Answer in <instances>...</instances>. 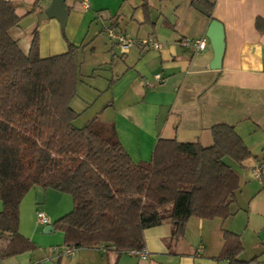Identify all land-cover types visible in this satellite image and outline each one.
Returning <instances> with one entry per match:
<instances>
[{"label":"crops","instance_id":"obj_1","mask_svg":"<svg viewBox=\"0 0 264 264\" xmlns=\"http://www.w3.org/2000/svg\"><path fill=\"white\" fill-rule=\"evenodd\" d=\"M10 1L21 18L11 33L25 53L36 34L42 58L65 53L72 43L82 62L80 82L88 76L96 81L90 93L97 99L83 100L78 87L84 101L80 109L72 103L81 113L78 126L96 117L113 123L126 151L140 162L151 159L160 138L210 144L212 126L228 124L236 128L253 157L238 171L241 189L230 218L192 217L178 239L172 238L169 222L150 228L145 233L147 258L131 251L119 256L103 246L79 248L59 257L52 249L65 246V236L54 222L67 214L72 202L62 192L42 188L32 204L20 207V233L36 249L0 264H230L220 257L224 230L240 235L243 264H264V171L261 178L253 174L264 162V23L257 27L258 19L264 21V0H208L214 3L211 16L193 0H88L89 8L84 0H65L64 26L57 17L62 16L59 10L46 14L53 0ZM198 3L207 14L198 10ZM213 19L225 28L226 48L218 70L211 67L214 49L207 36ZM108 27L137 39L153 36L159 48L134 45L123 54L107 36ZM201 38H206L204 49L194 44ZM87 54L104 58L89 63ZM108 63L111 78L96 75L98 67ZM157 73L163 81L147 85ZM49 199L60 205L52 209ZM40 213L50 224L39 220ZM8 241L0 236V251Z\"/></svg>","mask_w":264,"mask_h":264},{"label":"trees","instance_id":"obj_2","mask_svg":"<svg viewBox=\"0 0 264 264\" xmlns=\"http://www.w3.org/2000/svg\"><path fill=\"white\" fill-rule=\"evenodd\" d=\"M196 2L212 15L214 3ZM20 20L16 5L0 0V236L9 238L0 260L36 249L19 229L21 202L34 187L72 196L73 209L54 222L65 246H103L119 256L143 250L146 231L164 222L178 239L192 217L234 214L241 176L223 159L242 167L253 157L234 126H212L208 146L160 138L150 160L135 162L113 123L76 124L78 48L69 43L67 52L42 58L36 34L25 53L11 33ZM224 240L220 257L243 264L240 235L224 230Z\"/></svg>","mask_w":264,"mask_h":264},{"label":"built area","instance_id":"obj_3","mask_svg":"<svg viewBox=\"0 0 264 264\" xmlns=\"http://www.w3.org/2000/svg\"><path fill=\"white\" fill-rule=\"evenodd\" d=\"M84 5L86 8H89L88 0H84ZM107 36L114 42H116L120 48L123 54H127L131 47L134 45L142 46V47H149V48H159L158 41L153 37H148L145 39H137L131 37L129 34L120 32L116 30L115 28L108 27L106 29ZM195 46L198 49H204L206 46V38H201L199 40H196L194 42ZM154 81L162 82L163 76L162 74H155L153 79L147 80V85H152ZM264 171V163L260 164L259 166H256L253 169V174L257 178H261ZM39 220L44 224H50V220L47 216H45L43 213L39 214ZM53 252H55L59 257L64 255H72L76 252L77 248L73 246H63V247H54ZM132 253L140 255L142 258H147L149 255L148 250L145 248L141 251L132 250Z\"/></svg>","mask_w":264,"mask_h":264},{"label":"water","instance_id":"obj_4","mask_svg":"<svg viewBox=\"0 0 264 264\" xmlns=\"http://www.w3.org/2000/svg\"><path fill=\"white\" fill-rule=\"evenodd\" d=\"M64 2L65 0H53L50 9L46 11V14L49 16L53 15L54 11L56 12L57 10H59L62 13V16L57 17L62 23V26H64L65 20L67 18V10ZM196 7L204 14H207L206 10L201 4L198 3ZM207 36L209 37L212 47L214 49V60L211 64V67L214 70L221 69L226 48L225 28L223 23L218 19H213L208 28ZM223 162L228 166L232 167L233 169L240 171V166L236 164L233 160H231L229 157L224 158ZM3 209V201L0 200V212L3 211ZM50 227L51 230L54 229L52 225H50Z\"/></svg>","mask_w":264,"mask_h":264},{"label":"rangeland","instance_id":"obj_5","mask_svg":"<svg viewBox=\"0 0 264 264\" xmlns=\"http://www.w3.org/2000/svg\"><path fill=\"white\" fill-rule=\"evenodd\" d=\"M120 47V46H119ZM118 50V49H117ZM120 50H121V48H120ZM119 51V50H118ZM122 52V51H121ZM89 57L87 58V59H89L90 61H89V63H95V62H100L101 60H103V58H104V56L103 55H101L99 58H95V57H92V56H90V54H87ZM78 57V56H77ZM83 60V59H82ZM82 62H80V69H81V66H82V64H81ZM89 65H87V66H85L84 68H83V70L84 71H87L88 70V67ZM111 63L109 64H103L102 65V67H98V69L96 70V75H100V76H106V78H111ZM84 82V85L82 84ZM83 82H82V80H81V82L79 83V88H80V92H81V90H83L82 91V96H83V98L80 96L81 94H80V92L78 91V93H77V95H76V97L74 98V100H73V102H74V107L75 108H77V109H80V107H81V103H84V101H82L80 98H82L83 100L84 99H87L88 101H91L92 99L94 100V98H96L97 99V95L96 96H94V95H92L91 93H90V90H91V88H93V87H95V84H96V81H94L92 78H90L89 76L88 77H84L83 78ZM78 88V89H79ZM85 91H87V93H84ZM84 94H86V95H84ZM79 96H80V98H79ZM80 104V106H78ZM100 105V102L98 101V103H97V106L95 107V109L98 107ZM212 144V142L210 143V144H205V145H211ZM155 149V148H154ZM44 191V189H42V187H34V188H32L25 196H24V198H23V200H22V202H21V205H22V208H23V206L24 205H26V204H28V203H31L32 204V202H33V200H34V197H35V194H36V192H40V193H42ZM63 194H66V193H63ZM64 196H67V198H69L70 200H71V202H72V204H71V208H69V210H67V212H65V213H68V212H70L72 209H73V207H74V202H73V199H72V196L71 195H69V194H66V195H64ZM61 201V200H60ZM21 205H20V207H21ZM48 205H49V207H51L52 209H55L56 207H58L59 205H60V202L58 201V200H56V199H49V202H48ZM66 211V210H65Z\"/></svg>","mask_w":264,"mask_h":264}]
</instances>
